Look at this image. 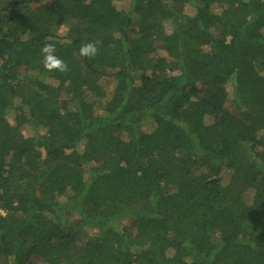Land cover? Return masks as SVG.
<instances>
[{
	"label": "trees",
	"instance_id": "1",
	"mask_svg": "<svg viewBox=\"0 0 264 264\" xmlns=\"http://www.w3.org/2000/svg\"><path fill=\"white\" fill-rule=\"evenodd\" d=\"M0 264H264V0H0Z\"/></svg>",
	"mask_w": 264,
	"mask_h": 264
},
{
	"label": "clouds",
	"instance_id": "2",
	"mask_svg": "<svg viewBox=\"0 0 264 264\" xmlns=\"http://www.w3.org/2000/svg\"><path fill=\"white\" fill-rule=\"evenodd\" d=\"M98 42L89 41L81 45L79 55L85 58L94 59L99 55ZM56 41L48 38L41 48L42 63L47 72L67 73L70 69L68 64L57 54Z\"/></svg>",
	"mask_w": 264,
	"mask_h": 264
},
{
	"label": "rangeland",
	"instance_id": "3",
	"mask_svg": "<svg viewBox=\"0 0 264 264\" xmlns=\"http://www.w3.org/2000/svg\"><path fill=\"white\" fill-rule=\"evenodd\" d=\"M116 6H117L118 9H127V8H129L130 3H129L128 1L123 2V3H116ZM186 12H187L189 15H193V14H194V10H193L192 8H188V9L186 10ZM216 12L219 13L218 10H216ZM218 25H219V24H218ZM168 31H170V30H169V27H168ZM59 34H60V35H65V33H64L63 31L60 32ZM105 85H106V89H107V91H109V93H110V95H111V92H112V90L114 89V86H115V82H114V81H112V82L106 81V82H105ZM9 119H10L9 121H12L11 123L14 124L13 117H10ZM24 131H25V133L27 134V136H30V135L32 134V133L30 132V130L27 129V128H25ZM29 134H30V135H29ZM142 236H144V235H142Z\"/></svg>",
	"mask_w": 264,
	"mask_h": 264
}]
</instances>
